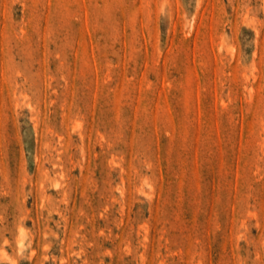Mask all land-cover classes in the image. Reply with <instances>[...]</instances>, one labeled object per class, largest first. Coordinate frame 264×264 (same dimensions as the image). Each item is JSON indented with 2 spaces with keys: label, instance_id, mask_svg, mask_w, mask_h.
I'll list each match as a JSON object with an SVG mask.
<instances>
[{
  "label": "rangeland",
  "instance_id": "rangeland-1",
  "mask_svg": "<svg viewBox=\"0 0 264 264\" xmlns=\"http://www.w3.org/2000/svg\"><path fill=\"white\" fill-rule=\"evenodd\" d=\"M0 264H264V0H0Z\"/></svg>",
  "mask_w": 264,
  "mask_h": 264
}]
</instances>
